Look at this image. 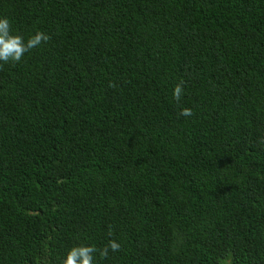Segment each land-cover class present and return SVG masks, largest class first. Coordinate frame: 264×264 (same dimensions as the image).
<instances>
[{
  "label": "trees",
  "instance_id": "16d2710c",
  "mask_svg": "<svg viewBox=\"0 0 264 264\" xmlns=\"http://www.w3.org/2000/svg\"><path fill=\"white\" fill-rule=\"evenodd\" d=\"M5 16L50 39L0 61V264L112 239L96 264H264V0H0Z\"/></svg>",
  "mask_w": 264,
  "mask_h": 264
},
{
  "label": "clouds",
  "instance_id": "9594fccd",
  "mask_svg": "<svg viewBox=\"0 0 264 264\" xmlns=\"http://www.w3.org/2000/svg\"><path fill=\"white\" fill-rule=\"evenodd\" d=\"M50 36L42 31H37L25 40L24 36L13 33L11 23L8 17H0V61L3 63H18L24 54L38 48L42 42H47ZM2 67V65H0ZM183 81L177 84L173 90V98L179 102L183 94ZM180 115L189 117L193 115L192 109L183 108ZM109 235H112L111 229ZM121 243L112 239L103 248L97 249L95 246L80 244L71 247L60 264H96L95 254L98 253L100 258H107L109 250L116 252L121 250ZM224 264V262H221Z\"/></svg>",
  "mask_w": 264,
  "mask_h": 264
}]
</instances>
